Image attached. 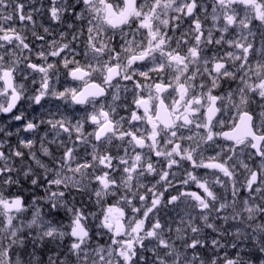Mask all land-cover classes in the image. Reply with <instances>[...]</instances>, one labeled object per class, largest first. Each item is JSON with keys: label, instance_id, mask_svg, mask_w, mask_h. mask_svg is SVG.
I'll list each match as a JSON object with an SVG mask.
<instances>
[{"label": "snow or ice", "instance_id": "snow-or-ice-1", "mask_svg": "<svg viewBox=\"0 0 264 264\" xmlns=\"http://www.w3.org/2000/svg\"><path fill=\"white\" fill-rule=\"evenodd\" d=\"M0 264H264V0H0Z\"/></svg>", "mask_w": 264, "mask_h": 264}]
</instances>
